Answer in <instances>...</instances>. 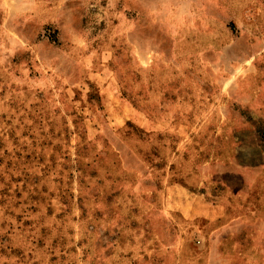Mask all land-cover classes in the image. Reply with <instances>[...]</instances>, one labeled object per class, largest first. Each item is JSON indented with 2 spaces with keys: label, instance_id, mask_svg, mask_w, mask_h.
<instances>
[{
  "label": "rangeland",
  "instance_id": "374dc122",
  "mask_svg": "<svg viewBox=\"0 0 264 264\" xmlns=\"http://www.w3.org/2000/svg\"><path fill=\"white\" fill-rule=\"evenodd\" d=\"M0 264H264V0H0Z\"/></svg>",
  "mask_w": 264,
  "mask_h": 264
}]
</instances>
